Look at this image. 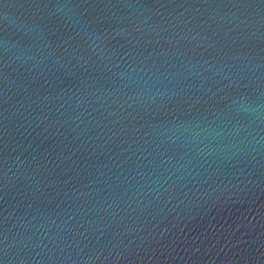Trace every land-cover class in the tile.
Masks as SVG:
<instances>
[{"label": "water", "instance_id": "water-1", "mask_svg": "<svg viewBox=\"0 0 264 264\" xmlns=\"http://www.w3.org/2000/svg\"><path fill=\"white\" fill-rule=\"evenodd\" d=\"M0 264H264V0H0Z\"/></svg>", "mask_w": 264, "mask_h": 264}]
</instances>
